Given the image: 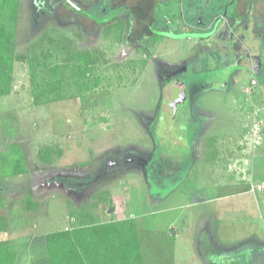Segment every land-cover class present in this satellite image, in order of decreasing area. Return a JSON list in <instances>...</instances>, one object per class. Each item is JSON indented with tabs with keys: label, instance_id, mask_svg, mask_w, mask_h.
Wrapping results in <instances>:
<instances>
[{
	"label": "rangeland",
	"instance_id": "obj_1",
	"mask_svg": "<svg viewBox=\"0 0 264 264\" xmlns=\"http://www.w3.org/2000/svg\"><path fill=\"white\" fill-rule=\"evenodd\" d=\"M17 2L16 30L10 42L16 61L9 92L0 96V159L11 151L26 168L22 176L0 178L3 205L16 218L9 230L0 224V247L16 252L15 264H42L40 243L33 247L15 237H23L26 227L32 226L27 217L33 216L35 205L43 209L35 222L52 229L70 225L71 218L70 227L81 228L130 215L138 227L145 264H264V161L241 162L235 157L241 149L237 146L227 161L221 158L219 163L207 161L209 154L203 150L205 161L198 163L192 146L180 145L189 135L180 127L167 136L179 143H165L168 125L160 120L161 109L190 108L185 102L181 105L180 97L171 104L167 93L162 100L165 90L172 94L178 89L162 78L149 73L123 77L135 70L143 48L151 42L142 23L131 25L128 11L123 16L113 11L131 4L127 0ZM175 8L176 18L170 19L174 31H186L183 36L194 38L187 27H180L187 18L184 13L178 17L180 10ZM215 20L204 18L202 25H213ZM248 27H254L252 21ZM151 33L174 39L173 31L152 29ZM120 43L140 46L134 47L137 52L130 58L129 50L121 53ZM208 49L196 64L188 63L182 70L184 74L203 71L202 87L226 85L223 77H215L216 71H225L228 77L237 60L233 55L223 57L215 45ZM82 53L91 56L90 68L85 67ZM257 78L261 81L251 98L260 104L257 94L264 93V77ZM243 79L241 87L249 83L247 77ZM44 94L52 101L35 105L33 96ZM219 98L201 102L224 113L230 99ZM223 153L224 148L218 151ZM220 164L223 175L217 172ZM211 168L216 170L214 176H209ZM48 181L62 183L64 197L48 198L47 191L61 192L57 184L43 188ZM230 185L235 191L246 190L247 196L224 197V188ZM124 187L125 194L120 190ZM112 191L127 202L112 200ZM149 196L157 199L154 205L153 200L144 204L143 198L148 201Z\"/></svg>",
	"mask_w": 264,
	"mask_h": 264
},
{
	"label": "crops",
	"instance_id": "obj_2",
	"mask_svg": "<svg viewBox=\"0 0 264 264\" xmlns=\"http://www.w3.org/2000/svg\"><path fill=\"white\" fill-rule=\"evenodd\" d=\"M127 3L131 4L130 8L125 7L124 10L116 9L113 10L114 13L116 12L123 16V11H128L131 17L129 20L131 25L134 24L135 28V22L142 23L141 28L144 26V29H146H143V31L151 34V36L146 37V39L149 40L148 42H151H147L148 45L146 46V50L143 48L142 54L144 56L136 64L135 70L124 73L123 77H138L141 73L146 75L149 73V77L162 78L168 81L171 87H178V89L175 88L176 90H174L172 94L167 90V95H170L169 98H171V104H173V99H178L179 97L181 105L185 103H187V105L189 104L188 106L190 109L187 108L186 110H180L178 107H175V105V108L173 107L174 109H162V112H160V120L163 122L164 126L166 124L168 125L167 129H164V131H167V135L165 136L167 137L169 134H172L171 129H179L178 127L181 128V131H188L189 135L186 133V137L183 143L180 142V145L192 146L193 159L201 164L205 161L203 150L207 152L206 155L209 154V156L205 155L207 157L206 160L208 159L210 162L214 160L213 162L219 163L222 159H224L223 161H227L230 152L235 151L238 148L237 146H240L241 149L239 153L237 152L235 154V157L239 160L241 159V162L249 163L255 160L264 161V93L258 91L257 98L261 101L260 104L254 102L253 98H251L253 89L258 87L261 81L257 77H259V74H262L264 77V47H262V45H264V0H256L255 3L254 0H127ZM175 7L179 8L178 11L180 10L179 13H177V16L178 14L180 15L178 17H181L184 13V16L187 18L185 23L183 22L180 27H187L189 29L188 33L195 36L194 38L183 36L186 34V31L179 34L174 31L175 25L172 24L170 19L176 18V16H174L175 13H172V11H175ZM252 7L253 10H251ZM247 9L253 12V15L249 12L247 13ZM213 16L216 18L213 25L204 27L202 25L204 18ZM249 19L252 21V25L254 24L253 28L248 27L251 25ZM155 25L157 27H155ZM127 28L128 25L126 29ZM152 29L162 31L165 34L173 31L174 34H170V36H173L174 39L164 36L157 37L154 33H151ZM260 41L263 42L262 45ZM210 43L212 45H210ZM214 45L217 46L218 50L222 51L223 57L228 58L229 55H233V58L236 59L237 62L236 64L234 63L233 66L230 65L232 72L228 77H226L227 73L225 71H216L217 76L215 77H223L222 80L226 81V85L220 87H202L203 79L201 77H206L203 71L198 69L193 73L184 74L182 69H185V67L189 65L188 63L196 64L202 55L205 54L204 51H208V48ZM120 46L122 48L121 53H123L124 50H129V56L132 58L137 52L134 50V47H139L140 43H132V45L120 43ZM218 58L222 61L221 54ZM218 68L216 67V69ZM121 74H123L122 70ZM244 77L249 79V83L247 86L241 87L239 83L243 82ZM181 92H183V95L179 96ZM215 97H220L219 99L224 97L230 99L229 106H227V110H225L226 112L222 113L220 111L221 109L217 110L216 107L206 103L202 105V102H206V99L211 98L212 100L215 99ZM139 113L147 114L142 111ZM196 114H198V117ZM179 116H182L184 121H178ZM220 123L223 124V127H220ZM254 123L258 129L256 134L252 132ZM246 129V133L248 134H245V141H243V132H245ZM166 139L169 138L167 137ZM241 139L243 143H241L242 141L240 142ZM176 142L175 139L165 141L169 146L170 144L175 145L179 143ZM223 148L224 153L218 155V151ZM227 148L233 150H227ZM109 165L115 167L114 163H110ZM116 166L118 165L116 164ZM218 166H220V168L219 170L217 168V172L221 171L220 175H223V169L221 167L224 165L220 164ZM214 172H216V170L211 168L209 170V176H214ZM48 182L49 183H44L43 188L52 187L54 184H57L60 185V187L57 185L55 186L61 190V192L59 191L57 193L47 191L48 194H46V196L48 198L52 199L54 195L56 196L58 194L64 197V192H62L64 187L61 185L62 183L60 184L57 181L56 183L53 181ZM132 183L133 182H131L129 187V190L132 191L130 192L131 194H133V191L134 193L136 192V190H133ZM213 189L219 192V189L214 185ZM224 189L225 191L227 190V192L223 194L226 198L232 196L243 197L248 194L244 189H242V191H235L233 185ZM120 190H122L124 194L127 192L125 191L127 190L125 187ZM222 192L219 193L222 194ZM111 198L112 200H122V197H115V191H112ZM143 199L145 205H148V202L151 200H153V205L157 201V199L154 200L150 196L148 201L145 198ZM29 200L31 201V199ZM165 200L164 198L161 202ZM122 201L127 202V198H124ZM37 206L38 205L33 206V216L30 215L27 217L28 221L33 222L32 226L29 228L28 226L26 227V233H22L24 234L23 237L19 234H16L15 237L17 241L30 243L33 247V243L38 241L40 243L38 247L40 251H38V254L43 258L42 264H48L46 235L57 231L72 230L76 227H70V225H72V218L69 219L70 225H62V227L58 229L49 228L50 226L48 224L38 225L35 221L36 218H38V213L39 215L40 213L42 214L43 209L40 207L37 208ZM118 211H120V213L124 212L123 209H117L116 212ZM227 212L228 211L225 210L224 213ZM0 216L2 217L0 219L2 228H5L4 226L6 225L8 230L12 222L16 221V218L12 216V212H7L5 205L0 209ZM122 216H124L122 219L106 220L104 223H114L131 219L130 215L125 216L122 214ZM135 226L139 250L141 251V256L145 264L138 227L137 225ZM8 246L11 247V245ZM13 249L15 251V247ZM16 257V252H14L13 264L17 261Z\"/></svg>",
	"mask_w": 264,
	"mask_h": 264
},
{
	"label": "trees",
	"instance_id": "obj_3",
	"mask_svg": "<svg viewBox=\"0 0 264 264\" xmlns=\"http://www.w3.org/2000/svg\"><path fill=\"white\" fill-rule=\"evenodd\" d=\"M17 3V0H0V96L9 92L12 82L10 72L16 61L10 42L16 30ZM80 56L85 57V67L90 68L91 56L88 53ZM33 79L31 77L32 82ZM166 93L167 90L162 93L163 101ZM51 101L47 94L33 96L35 105ZM25 173L26 168L16 154L7 151L1 155L0 178L17 177ZM1 195L0 209L3 207ZM45 238L48 264H143L136 228L130 220L57 231L47 234ZM13 262L14 254L10 248L1 246L0 264Z\"/></svg>",
	"mask_w": 264,
	"mask_h": 264
},
{
	"label": "built area",
	"instance_id": "obj_4",
	"mask_svg": "<svg viewBox=\"0 0 264 264\" xmlns=\"http://www.w3.org/2000/svg\"><path fill=\"white\" fill-rule=\"evenodd\" d=\"M256 127H257V126H256V124L254 123V124H253V127H252V128H253V131H252V132H253L254 134H256V133L258 132V129H257ZM258 189H259V188H258Z\"/></svg>",
	"mask_w": 264,
	"mask_h": 264
},
{
	"label": "flooded vegetation",
	"instance_id": "obj_5",
	"mask_svg": "<svg viewBox=\"0 0 264 264\" xmlns=\"http://www.w3.org/2000/svg\"><path fill=\"white\" fill-rule=\"evenodd\" d=\"M167 135V134H166Z\"/></svg>",
	"mask_w": 264,
	"mask_h": 264
}]
</instances>
